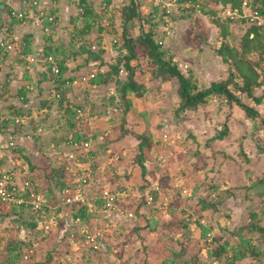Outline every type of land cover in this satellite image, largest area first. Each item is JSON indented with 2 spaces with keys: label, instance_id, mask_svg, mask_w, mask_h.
<instances>
[{
  "label": "rangeland",
  "instance_id": "rangeland-1",
  "mask_svg": "<svg viewBox=\"0 0 264 264\" xmlns=\"http://www.w3.org/2000/svg\"><path fill=\"white\" fill-rule=\"evenodd\" d=\"M129 1L91 0L96 13L100 14L103 10V14L101 20L98 19L100 16L95 20L91 37L87 41L94 44L95 48H100L104 42L114 49L106 69L122 51V8ZM252 2L264 7L262 0ZM200 3L206 4L208 9H215V12L205 13L198 5L179 3L178 0L175 2L171 17L182 23L179 25L180 31L176 32L172 45L174 48L170 53L178 58V54L183 53V47L196 51L189 58V68L186 71L180 68L181 58L177 59L180 70L193 76L200 72L199 65H214L217 59L220 60L223 64L222 74L220 72L215 77H203L201 73L194 78L198 87L203 89L214 82L212 79L220 81L229 77L233 65L226 63L218 50L225 43L241 50L243 37L255 21L243 16L231 17L225 12L223 0H200ZM157 10L158 5H154L151 14L143 16L142 23L135 20L130 25L131 33L136 36L143 26L147 30L151 29L153 18L160 12ZM248 10L251 12V9ZM79 12L81 11L78 10ZM156 24L158 23H155V29L162 30L158 27L160 23ZM41 26L43 28V22ZM232 34L235 35V45L232 44ZM69 40L65 43L68 44ZM35 63L42 71L49 68L48 63L42 60ZM29 66L26 64V67ZM38 72L35 80L29 82L36 87L37 107L30 109L31 112L22 110L23 124H28V115L31 116L30 126L23 128L22 132L32 133L36 125L44 128L36 133L38 137L34 136L29 140L32 142L30 149L13 151L9 148L10 155L14 156L9 167L0 168V173L7 169L14 170L17 166V171L30 176L49 199V203L55 206L64 195L68 187H65V183H70L72 172L85 171L90 177V184L86 186L93 191L91 193L84 186L87 195L99 194L104 189L125 188L130 195L117 203L122 208L127 206L126 209L133 212V215L122 218L112 213L108 215L110 219L104 218V215L100 216L101 213H111L113 210H108L102 202L90 198L87 202L90 205L88 213H92L93 217L89 221L74 217L73 211L67 210V207L72 206L67 205L66 210H61L62 207L51 210L49 219L52 223L46 228L41 224L38 225L40 227L30 225V217H33L30 207L23 210V220H19V215L11 211L14 206L0 208V264H11V259L16 258L20 239H25L31 246L22 247L21 262L18 261L17 264H212L215 256L208 255L210 246L206 241L207 236H202L201 223L210 228L209 232L213 234L217 244L221 245L229 240L231 244L228 248L238 244L239 236L234 232L241 228L246 236L256 237L260 234L246 227L250 221L261 218L260 224H264V195L257 196L247 188L264 177V126L260 120L249 118L241 107L232 105L217 95L209 96L197 108L178 109L181 102L179 81L150 79L151 68L144 58L138 69L137 79L145 82L146 92L140 98L135 94L129 96L132 105L125 114L119 107L122 101L114 80L102 85L94 93L96 99L90 103L85 100L88 90L85 84L73 83L61 92L60 88L57 89V85L66 78L79 77L85 70L74 75L64 71L62 81L54 82L53 76H44L41 71ZM126 74L123 69L120 76L125 78ZM24 77L32 79L31 75ZM260 79H264V73ZM14 88L17 90L18 87ZM112 94L116 96L114 100L110 98ZM255 94L263 96L262 102L257 103L245 94L240 96L245 102L255 106L264 117V84L256 88ZM115 103L117 107L113 105ZM81 105L82 118L79 119L76 113L74 123L71 124L72 117L66 108L75 109ZM33 110L38 111L32 114ZM45 113L48 114L47 117ZM86 121L92 124L96 132L110 131L105 142H117V149L110 151L112 154L105 143L98 146L91 140L88 149L82 147L79 150L76 144L71 143L77 131L80 135L89 131ZM226 127L228 132L223 139L215 138ZM131 131L145 132L152 140L145 173L135 161L139 153V139ZM43 135L49 136L44 149L41 148V143L36 145V139ZM44 143L45 141L42 142L43 145ZM71 153L75 155L71 157ZM117 154L122 158L116 161L111 159ZM23 163L28 173L23 171ZM228 188H233L237 194H229ZM71 189L72 187L68 188L69 191ZM146 190L153 194L150 195L154 196L153 201L145 193ZM246 192H249V196L245 195ZM143 196L147 202L140 206ZM202 199L208 204L220 203L217 208L210 205L203 208ZM119 213L125 215L122 210ZM146 216L149 217V225ZM114 221L117 222L116 226L111 225ZM96 226L109 241L107 252L91 248L86 239ZM260 248L264 250V245ZM231 252L230 250L229 255ZM175 253L176 263L167 261ZM218 260L220 264H226L225 259ZM239 264H264V253L258 259L249 257Z\"/></svg>",
  "mask_w": 264,
  "mask_h": 264
},
{
  "label": "trees",
  "instance_id": "trees-1",
  "mask_svg": "<svg viewBox=\"0 0 264 264\" xmlns=\"http://www.w3.org/2000/svg\"><path fill=\"white\" fill-rule=\"evenodd\" d=\"M76 0H71V2H75ZM79 7L82 8L81 12L78 13L77 17L74 18V26H75V33L71 36L68 44L65 42L59 43L56 39L57 31L55 28V24L50 23L47 19L45 23L49 25V30L45 32L46 35V45L43 47L42 54L44 57L48 55H54L57 59L60 60V68L61 72L66 71V65L62 58L60 57L61 54L65 53L66 46L68 45L71 47L70 51L72 54H86L87 60L90 59H101L103 60V55L105 53L104 47L102 44L99 46L98 50H92L91 45L88 44L87 38L85 35L90 33L94 27L95 20L102 19L101 14H103V10L100 14H97L95 8L93 7L92 3L88 0H77ZM179 3H191L193 6L198 5L205 13H212L215 12V9H208L206 8V4H201L200 0H178ZM264 2V0H262ZM106 2H111V0H106ZM3 2L0 1V6ZM243 0H223L224 7L231 5L233 7L242 8ZM139 4L142 5L141 0H139ZM250 5L252 9L258 8L261 13L264 14V7L258 6V4H254L252 0H250ZM167 13L165 14L166 17ZM11 19L7 21V23H0V29L7 28L11 29L14 24L20 23L23 21L22 19L16 18L11 15ZM0 15V19H1ZM164 17V19H165ZM39 18V17H38ZM41 18V17H40ZM249 20L250 17H246ZM76 19V20H75ZM106 19V18H104ZM122 45H121V52L118 54L116 60L110 63V67L104 71L100 69L96 70V74L93 78H91L88 82L84 84H88V86L99 85V84H107L109 81H113L116 83V90L120 93V99L122 101L119 104L123 111L122 113L125 114L131 107V100L129 96L131 94H135L137 97H142L146 92V85L145 82H141L137 79L138 69L142 66V59L146 61V63L151 68V75L149 76L150 79H160V80H172L176 79L179 81V94L181 96V102L179 105L180 110H186L191 108H197L199 104L205 103L207 98L212 95H217L220 98L226 99L232 105L236 104L241 107L242 110L249 116V118L255 120H260L261 125L264 126V117L261 115L259 110L245 102L240 94H245L248 98L253 99L255 102L260 103L263 100V96H259L255 94L256 88L264 84V79L261 80L260 77L264 73V22L259 24L256 20L245 33L241 50L237 47L232 46L230 43H225L221 48H219L218 53L223 57L224 61L229 65L232 64V68L230 71V75L228 78L214 81L211 83L210 86L206 88H199L198 85L194 81L193 75H185L180 68L178 67L177 61L174 58L173 53H170L168 48L161 46L157 41V34L161 33L162 30L151 29L147 30L143 26V29H139L138 34L135 36L131 33L130 25L135 20H140L141 23L144 20L143 13L141 12V16H139L138 11V3L136 0H130L125 6L122 8ZM26 20V19H24ZM102 30L103 28L100 27ZM84 38V41L79 43V39ZM9 44L14 45L15 42L13 41L11 34L2 40L0 43V65H2L3 61L7 60L9 50L7 46ZM22 49L20 50L19 59H17V63H29V56L33 55L31 46L29 43L20 46ZM230 61H232L230 63ZM48 69L46 70V74L51 76L50 74L54 73L51 65H48ZM126 70L127 74L125 78H122L121 71ZM93 71V70H91ZM89 71V72H91ZM73 79L72 76H69ZM240 78V80H238ZM64 80V79H63ZM66 82L67 78L59 85H57V89L60 88V92L66 89ZM5 84L0 85V91ZM65 86V88H63ZM68 86V85H67ZM7 89H9L7 87ZM5 90V86H4ZM28 88L25 85L20 89V97L25 99L27 95ZM2 95V92L0 93ZM113 100L116 98L114 94L110 96ZM117 107V103L113 104ZM83 106L81 105L80 108ZM67 111L71 114L70 122L73 124L74 122V115L77 112L76 109H69L66 108ZM17 115H24L22 111L19 110H12V113L8 116L0 117V130H4L9 134H17L23 122L17 123L15 117ZM228 132L227 127L219 132L215 138L223 139L225 134ZM132 133L139 139V153L135 157V161L138 162L139 165L142 166L143 172L147 171L146 169V160L148 155V150L152 145V140L150 139L147 133H136L132 131ZM83 135L86 136L84 132L82 135L78 132L74 137V142H79ZM70 141V140H69ZM13 151L22 150L19 147H12ZM65 169V168H63ZM68 183H65V187L68 186ZM64 186V185H63ZM248 190L254 191L257 196L264 195V177L254 181L251 185H249ZM228 193L231 195H236V191L233 188H228ZM158 191L156 190L157 194ZM101 194V193H99ZM97 194L98 199H102L100 195ZM246 196H249V192H246ZM144 197V196H143ZM203 208H206L208 205L217 208L218 203H206L203 199ZM147 202V199L144 197L142 202H140V206L142 203ZM139 206V207H140ZM20 210H19V209ZM14 206L11 208L12 212L19 215V220H23V208L22 206ZM73 211L74 217H80L85 221H89L92 217V213H88V206L86 203H76L72 205L70 208ZM61 210H66V208H61ZM68 210V209H67ZM201 210V209H200ZM11 213V212H10ZM137 214H139V209H137ZM136 217V211L134 213ZM147 218V224L149 223V217ZM262 218L257 221H250L246 224V227L251 230L252 232H260L258 236H246V233H242V228L235 231L239 236V242L237 245H231L229 240H226L225 243L219 245L214 240L213 245L210 246L209 256L216 257L219 259H225L226 264H239L240 261L247 259L249 257L258 259L264 253V250H261V245H264V224H260ZM37 223L33 217H30V225L32 227H37ZM146 224V225H147ZM149 225V224H148ZM245 227V226H244ZM200 230L202 231V236L206 237L210 228L200 224ZM219 240V238L217 239ZM31 246V243L26 242L25 239H20L17 243V251H16V258L11 259V264H17V262H21L20 256L23 253V246ZM213 249H212V248ZM146 249V244H145ZM232 251L229 255V251ZM51 253V251H50ZM49 255V254H48ZM51 256V255H49ZM177 257V253L172 258H168L167 261L175 262V258ZM10 262V261H9ZM10 264V263H9ZM35 264H41L40 262H36ZM186 264H190L187 262ZM196 264H198L196 262Z\"/></svg>",
  "mask_w": 264,
  "mask_h": 264
},
{
  "label": "crops",
  "instance_id": "crops-1",
  "mask_svg": "<svg viewBox=\"0 0 264 264\" xmlns=\"http://www.w3.org/2000/svg\"><path fill=\"white\" fill-rule=\"evenodd\" d=\"M3 3L0 6V15L2 16L0 19V23H7L8 20L11 19L10 16V10L12 8H17V9H22L24 8V3L23 0H0ZM39 3L49 12L54 13L57 17V23L55 24V28L57 31V35H56V39L59 43L61 42H65L68 41L69 38H71V36L75 33V26H74V18L77 17L78 15V10H80V7L78 5V1L76 0V2H71V0H38ZM97 1V0H96ZM177 0H144V2H142L141 6V12L143 13V16L146 14H151V10L154 7V5H158V11H160L157 16H155V18H153V22L151 24V27L155 29V23H160V25H158V27H160L164 21L165 14L166 12V8H170L171 9V13L170 15H172V12L175 8V2ZM91 2V0H90ZM156 9V8H155ZM165 11V12H164ZM155 14V15H156ZM76 20V19H75ZM182 23V21H174L175 24V28H173V35L170 36L167 41H168V46L171 48V51L173 50L174 46V38L176 35V32L178 33V31H180L179 29V25ZM42 20L40 18H38L37 16L35 17H31V18H27L26 20L21 21L20 23L14 24V26L11 29L7 28H2L0 29V43L2 42L3 39H5L8 34H11V37L13 39V41L15 42L14 44V48L11 49L8 53V57L6 61L2 62V65L0 67V85L5 84V82L7 83L5 86V90H4V86L2 87V90L0 91V93L2 92V95H0V117L2 116H8L9 114L12 113V110H28V112H31L30 109L34 108L36 109L37 107V103H36V99H37V93H36V87L34 86V84L31 82L29 83L31 80H35V76L36 74L41 71V75H44L46 71H42L41 68L39 67V65L37 63H32L30 64L29 67H26V64L22 63H17V59H19V55H20V50L22 49L20 46L25 45L27 43L30 44L32 51H36V49H43V47H45L46 45V35L45 32L42 28ZM93 30V29H92ZM92 32V31H91ZM180 33V32H179ZM85 37H87V39H89L91 37V34L88 33L87 35H85ZM79 43L84 41V38L79 39ZM88 44L91 45V43L87 42ZM102 47H104V49L106 50L104 55H103V60L101 59H90L87 60V55L84 54H72L70 49L71 47H69L68 45L66 46L65 53L61 54V58L62 61H64V64L66 65V71L69 72L70 74L73 73H78L81 72V70H85L84 73H88L89 71L93 70L95 71L96 69H100L105 70L108 67V59L110 57V55H112V51L114 50L113 48L111 49V47L109 46V44L106 43H102ZM91 49L92 50H96L99 48H95L94 44L91 45ZM190 48L188 47H183V53L182 54H178L179 57L175 58L176 61H178L177 59L181 58L182 62H180V68H182L184 71H186L189 68V58L191 56H194L197 52L193 51V50H189ZM189 50V52H188ZM116 52H118V50H115ZM19 55H18V54ZM114 53V52H113ZM217 62V63H216ZM29 64V63H28ZM187 64L188 67H184V65ZM203 64L199 65L200 67V72L198 71L195 75L194 78L199 76L201 73V75L203 77H215L218 73L221 72V74L223 73L222 71V63L220 62L219 59H217L215 61V66L210 63H206V66H202ZM221 68V69H219ZM31 71H29V70ZM38 69V70H37ZM89 70V71H88ZM202 71V72H201ZM27 75L30 77V75L32 76V79H26L24 77V75ZM186 75V74H185ZM189 76V75H187ZM74 77V76H72ZM159 80V79H156ZM216 79H212V81H216ZM47 82V81H45ZM23 85L26 86V88H28L27 91V95L26 98L23 99L20 97V89L23 87ZM84 85V84H81ZM102 85L104 84H99V85H93V86H88V84H85V87L88 89L86 90V96H85V100L86 102L89 101L91 103V101H94L95 98V92L97 90H99ZM18 87L17 90H15L14 87ZM7 87L9 89H7ZM29 102V103H28ZM44 103V101H43ZM40 109V108H39ZM42 110L46 111L45 107L41 108ZM116 110V109H115ZM38 110L32 112V114H36ZM46 117L48 116L47 113H45ZM93 115H95V113H93ZM26 116V115H25ZM31 116L28 115V124H22L20 131L15 134L14 138L18 141L19 146L22 147V149H30V142L29 141L31 138L33 139L34 136L38 137V135H36V133H40V129L43 130V126L41 125H36L35 130L32 131V133H30L29 131L27 134H25L26 132H22L23 128H28V126H30L29 124L31 123L30 120ZM26 122V121H25ZM87 124V126L89 127V131L85 132L86 134L88 132H92L93 133V137H92V143H97V145H103V143H105V146L107 147V150L110 152L111 150L113 151V149H117V146L115 145L117 142L116 140H111L108 141L107 143L105 142L107 140L106 136H110V131L108 132H96L94 130V128L92 127V124L90 125V122H85ZM91 127V128H90ZM132 132V131H131ZM80 133V132H79ZM78 134V131H77ZM129 136V135H127ZM47 137H49L48 135H43L42 138H38V140L36 139V145L41 143V148H46L47 146ZM85 135H83V137H81L80 140L84 139ZM9 139V135H7V132L4 130H0V168L3 167L2 169H4V167H9V165L11 164L12 161V157L14 155H10L11 153V147L7 146L6 142ZM73 140V139H72ZM45 141L44 145L42 144V142ZM67 142L69 143L70 141L67 140ZM32 143V142H31ZM74 144V143H73ZM30 151V150H29ZM94 151V150H93ZM108 152V153H109ZM112 154V152H110ZM124 153H126V151H124ZM125 156V155H124ZM122 158V156H120L119 154L115 155V158H111L114 161L118 160ZM113 162V161H112ZM87 190L89 189L91 193H93V191L89 188V186H86ZM92 195H96V194H91ZM94 199V198H92ZM98 201L101 203V200L98 199ZM66 208V207H64ZM68 210L70 209L69 207H67ZM66 208V209H67ZM2 212V211H0ZM68 213V211L66 212V214ZM112 213H116V212H111V213H101V215H104V218H109L108 216L109 214ZM118 214V216H121L122 218L126 217V218H130L127 217L125 215H120V213H116ZM116 224L117 222L114 221ZM37 227L38 226L37 224ZM69 240L71 241V239L69 238ZM147 262V261H146ZM121 264V263H120Z\"/></svg>",
  "mask_w": 264,
  "mask_h": 264
},
{
  "label": "built area",
  "instance_id": "built-area-1",
  "mask_svg": "<svg viewBox=\"0 0 264 264\" xmlns=\"http://www.w3.org/2000/svg\"><path fill=\"white\" fill-rule=\"evenodd\" d=\"M24 8L17 9L12 8L10 10V13L12 16L19 18V19H27L31 17H41L40 19L43 22V29L45 32L49 30V25L45 23V20L47 19L52 24L57 23V17L54 13H51L47 11L38 0H23ZM251 9V12L248 10ZM80 10L82 8L80 7ZM167 15L160 26L162 31L161 33L157 34V41L158 43L169 49L171 51V48L168 46L167 39L173 35V28H174V20L172 19L171 9L168 7L166 8ZM225 12L230 15L231 17L235 16H243V17H250L252 20H256L259 24L264 22V14L260 12L258 8L252 9L250 5V0H243L242 8L239 7H233L231 5H228L225 7ZM8 50L14 48V45L9 44L7 46ZM43 49H38L33 55L29 58V65L32 63H35V61L42 60L44 63H48V65H51V68L53 70V74L50 75L53 76L54 81H62L61 79V68H60V60L57 59L54 55H48L47 57H44L42 54ZM1 67V65H0ZM184 67H188L187 64L184 65ZM95 71H91L88 73H82L79 75V77H73L67 78L66 86L70 84H84L88 82L91 78L95 76ZM65 87V86H63ZM78 112L79 119L82 118L81 109L82 108H75ZM23 115H17L15 117L16 122L20 123L22 120ZM167 136V135H166ZM15 136L13 134H9V139L7 140L6 144L9 147H19L18 141L14 138ZM93 137L92 132H88L84 139L79 140V142H74L73 140L71 143L76 144L78 147V150L84 147L85 149H88L89 145L91 144V140ZM77 151V150H76ZM91 153V151H90ZM75 155L74 153H71L70 156ZM92 156V154H90ZM23 171L25 173H28L27 168L25 166V163H23ZM81 172L79 170V173L72 172V178L70 179V183L64 191V195L59 199L58 204L55 206H52L49 203V199L42 193V191L38 188L37 184L33 181V179L28 176L27 174L22 175L19 171H17V166L14 170L7 169L0 173V208L4 207H11V206H22L24 209H27V207L32 208L33 213V219L41 224L42 226H45L46 228L50 227L52 221L49 219V216L51 214V210L58 209L60 207H66L67 205H73L76 203H86L88 206V211L90 208V205L87 203L89 202L90 198H94L95 201H98L97 194L96 195H87L86 194V185L90 184V177L87 175V173ZM69 187H72L71 191L68 190ZM101 202L107 206L108 210H113L112 212L119 213L120 210H122L123 213H125V216H132L133 212H129L126 208H122L118 206V203H120L121 199L126 198L128 195H130L129 191L125 188L122 189H104L100 192ZM149 199L151 201L154 200V196L150 193L149 190H146L145 192ZM118 202V203H117ZM116 207V210L114 209ZM129 208V207H128ZM204 222V220H203ZM112 226H116L117 224L115 222L111 223ZM86 238L89 244L91 245V248L98 250V251H104L107 252L109 250L110 244L108 239L106 240L104 238L103 232L96 226L93 228ZM207 243L211 246L214 244V238L213 234L211 232H208L207 234ZM212 264H220L218 258H213Z\"/></svg>",
  "mask_w": 264,
  "mask_h": 264
},
{
  "label": "water",
  "instance_id": "water-1",
  "mask_svg": "<svg viewBox=\"0 0 264 264\" xmlns=\"http://www.w3.org/2000/svg\"><path fill=\"white\" fill-rule=\"evenodd\" d=\"M138 3V11H139V16H141V6L139 4V0H136ZM143 29V27H141V30ZM231 40H232V44L235 45L236 44V40H235V35L232 34L231 36ZM238 189V188H235Z\"/></svg>",
  "mask_w": 264,
  "mask_h": 264
}]
</instances>
